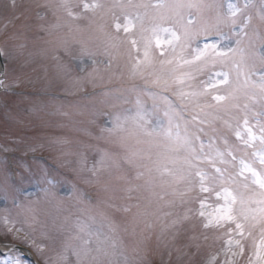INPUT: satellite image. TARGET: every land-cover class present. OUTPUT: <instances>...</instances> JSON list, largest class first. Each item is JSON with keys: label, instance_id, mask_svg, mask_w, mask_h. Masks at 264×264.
Listing matches in <instances>:
<instances>
[{"label": "snow or ice", "instance_id": "snow-or-ice-1", "mask_svg": "<svg viewBox=\"0 0 264 264\" xmlns=\"http://www.w3.org/2000/svg\"><path fill=\"white\" fill-rule=\"evenodd\" d=\"M60 7L73 23L83 21L91 27L97 16L105 21L98 26L104 38L96 50L82 46L81 61L87 57L95 63L93 57L102 54L108 56L105 67L109 79L127 74L141 81L115 94L105 92L112 110L93 113L110 124L100 132L122 153L116 159L123 169L119 180L125 184L121 191L126 198L134 197L138 206L141 200L166 206L171 211L162 214L172 217L166 224L171 228L191 222L189 215L197 219L190 205L199 200L198 217L204 229L226 226L231 256L224 264H239L233 257H246L245 264H264V168L257 171L241 161L240 175L245 180V173L252 177V184L244 183L242 191L228 168L217 166L227 165L229 157L235 161L228 136L235 130L236 137L243 139L241 119L248 136L244 143L257 139L249 127V116L256 117L259 124L260 164L264 165V123H260L264 121V0L258 5L253 0H63ZM69 30L83 29L77 24ZM137 35L139 38L127 47L126 69L117 65L113 71V54L127 44L128 37ZM102 79L89 73L83 82L94 84ZM202 136L207 137V145ZM217 141L223 150L216 146ZM105 160L113 162L111 154L104 153L99 163ZM32 179L21 175L19 181L0 182L3 201L10 200L21 209L16 218L4 217L5 225H11L5 234L25 243L30 241L14 235L25 231V225L30 230L26 236L37 228L47 236L49 228L22 203L27 199L22 196L26 189L18 190V185ZM35 179L45 200L56 198L54 177L42 173ZM212 192L217 207L209 213L204 210L201 194ZM122 207L128 210L126 205ZM180 208L185 211H176ZM17 223L20 228H15ZM51 227L58 235L48 238L53 242L59 239L62 246L57 264H66L68 253L75 256L76 264H126L117 259L122 255L116 250L119 226L105 211L78 209L77 214L69 212L59 223L53 219ZM31 246L42 254V246ZM0 264L27 261L12 245Z\"/></svg>", "mask_w": 264, "mask_h": 264}, {"label": "rangeland", "instance_id": "rangeland-1", "mask_svg": "<svg viewBox=\"0 0 264 264\" xmlns=\"http://www.w3.org/2000/svg\"><path fill=\"white\" fill-rule=\"evenodd\" d=\"M71 2L76 3L78 0ZM238 2L242 3L243 0ZM253 2L259 4V0ZM62 3L63 0H15L13 7V0H0V40L4 53V71L8 77V80L7 77L4 78V85L16 87L17 92L35 91L33 94H8L0 91V182L5 179L12 182L8 165V161L12 159L20 169L19 179L21 175L33 177L30 182L24 181L18 185V190L20 187L26 189L22 196L27 199H23L22 203L49 224L47 236H42L39 228L26 236V231L30 232L27 225L24 226L25 231L14 233L30 243L5 234L6 228L11 225H5L4 217L16 218L21 209L14 207L10 200L5 203L0 195V242L19 243L36 249L31 246L35 243L42 246V254L39 255L45 264H57L62 246L59 239L53 242L48 238L58 235L51 227V221L56 219L59 223L69 212L77 214L78 209L91 208L93 213L107 212L118 224L116 250L122 255H118L117 259L126 261V264H195L197 261L201 264H224L231 256L227 252L229 234L226 226L221 229H204L201 218L198 217L199 200L190 205L196 210L197 219L193 220L189 215L191 222L185 221L184 224L171 228L166 227V224L171 223L172 217L162 214L171 211L166 206L147 204L144 200L138 206L134 197L127 199L126 193L121 191L125 187L123 181L119 180L123 169L116 157L122 153L100 132L106 125L105 118L94 117L93 113L99 109L112 110L108 103L110 98L104 95L109 92L107 87L116 85L117 89L128 88L141 81L133 80L127 74L109 79L105 67L108 56L96 55L93 57L95 63L87 57L81 61V47L96 50L98 42L104 38L98 26L105 21L97 16L91 27L83 21L73 23L60 7ZM257 19L259 23L258 17L255 21ZM77 24L82 31L69 30L74 29ZM125 35L121 32V37ZM138 38V35L128 37L127 44L113 54V71L117 65L126 69L127 47L131 40ZM136 47L140 45L137 44ZM89 73L103 79L94 84L84 83L83 78ZM96 88H103L104 91L95 97L83 93ZM56 94L67 97L61 98ZM84 97L88 99L81 100ZM147 103L150 104L151 101L148 100ZM256 121V117L249 116V127L253 128L257 139L244 143L248 136L243 130L241 119L239 128L243 139L236 137L241 144L231 145L235 130L228 136L235 161H231L229 157L227 165L217 164L218 167L228 168L229 173L237 178L242 191L244 183L252 184V177L251 173H245L248 177L245 180L240 175L241 161L257 171L264 168L260 164V132ZM99 123L101 127L97 129ZM232 123L235 125V121ZM205 139L207 145V137ZM216 146L223 150L220 141L216 142ZM104 153L111 154L113 162L105 160L103 164L99 163ZM47 154L54 163L48 162L47 156L46 160L40 157ZM58 166L65 171L62 174L65 176L62 177L64 180L56 179V198L45 200L43 193L38 191L35 176L47 173L51 177ZM18 168L14 167L16 173ZM73 172L74 176L71 175ZM201 195L205 198L204 210L214 212L217 207L215 192ZM110 205H115V208ZM125 205L128 207L127 211L122 207ZM176 211L183 213L185 210L180 208ZM20 227L19 223L15 225V228ZM12 255L16 253L13 252ZM232 259L239 264H245L246 261V257ZM23 260L31 264L27 259ZM66 264H76V258L71 253L67 254Z\"/></svg>", "mask_w": 264, "mask_h": 264}, {"label": "bare ground", "instance_id": "bare-ground-1", "mask_svg": "<svg viewBox=\"0 0 264 264\" xmlns=\"http://www.w3.org/2000/svg\"><path fill=\"white\" fill-rule=\"evenodd\" d=\"M0 73H1V67H0ZM1 87V86H0Z\"/></svg>", "mask_w": 264, "mask_h": 264}]
</instances>
